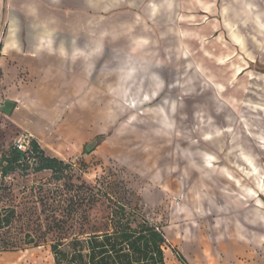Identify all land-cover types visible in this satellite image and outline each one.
<instances>
[{
	"label": "rangeland",
	"instance_id": "rangeland-1",
	"mask_svg": "<svg viewBox=\"0 0 264 264\" xmlns=\"http://www.w3.org/2000/svg\"><path fill=\"white\" fill-rule=\"evenodd\" d=\"M11 38L22 49L0 78V218L16 214L0 228V264H54L49 227L69 214L60 186L72 184L98 188L160 226L166 264H182L179 255L187 264H264V198L261 207L242 204L235 182L242 178L236 145L264 172V0H6L0 43ZM37 40L53 45L45 69L65 86L52 126L27 116L22 102L45 70L33 62L41 55H31ZM89 84L109 89L108 119L97 133L76 130L71 117ZM6 101L18 103L11 115L1 111ZM223 110L232 120L220 148L219 137L205 135L213 130L207 118L224 130ZM182 130L206 148L190 146ZM23 134L70 166L64 180L36 174L27 162L3 174L1 158ZM190 148L201 155L189 159ZM207 152L215 169L206 167ZM87 208L79 220L106 215L99 205Z\"/></svg>",
	"mask_w": 264,
	"mask_h": 264
},
{
	"label": "trees",
	"instance_id": "trees-1",
	"mask_svg": "<svg viewBox=\"0 0 264 264\" xmlns=\"http://www.w3.org/2000/svg\"><path fill=\"white\" fill-rule=\"evenodd\" d=\"M2 50L0 43V58ZM1 76L0 66V78ZM31 142L28 154L13 146L8 156L1 158V164L5 165L3 174L8 175L27 162L35 167L36 174L50 172L55 181L64 180L70 166L58 157L46 155L37 141ZM60 187V198L67 195L66 211L69 214L55 215L49 227V231L53 230L56 235L51 244L54 264H166L168 242L165 233L138 209L110 197H102V191L95 187L73 184L71 188L66 185ZM101 197L104 198L103 201ZM84 204L88 207L85 209L88 213L98 205L104 208L105 217L94 222L86 214L79 220L76 214ZM9 212L10 215L3 220L0 218V228L4 227L3 221L7 226L14 218L16 212ZM90 226V232H83V228ZM5 250V246L0 245V251ZM178 257L182 264H187L180 255Z\"/></svg>",
	"mask_w": 264,
	"mask_h": 264
},
{
	"label": "crops",
	"instance_id": "crops-1",
	"mask_svg": "<svg viewBox=\"0 0 264 264\" xmlns=\"http://www.w3.org/2000/svg\"><path fill=\"white\" fill-rule=\"evenodd\" d=\"M5 1L6 0H0V3L2 4ZM12 37L14 38V36ZM13 38H11L8 41H4L2 43L3 50L0 58V66L2 70L5 61H7L10 58H13L14 56H18V54L22 49V46H20V44L18 43L15 44L13 42L12 40ZM52 46L45 44V41L43 40H37L35 42V45L33 46L34 53H32L31 55H33V57H36L37 54L41 55L40 61L37 58L34 59L33 61L35 62L34 64L38 66V68L42 67L43 69H45V67H47L45 65L47 61L46 49H50ZM56 78H57L56 72L47 73L45 69L43 72H38L37 74H35V79L38 80L37 83L31 84V87L25 89L24 91V94H26V96L23 98L22 102L24 106H26V110L24 109L25 114L27 116L29 115L31 117H34L36 121L39 122L40 124L45 123L47 125H51L53 124L54 120L57 118L59 112L58 106L60 103L59 96L62 94V91L64 92L65 86L64 85L60 86L59 81L56 82ZM41 80H44V82H41ZM85 90H87L89 93H87V97L85 98L84 102L83 99H81L80 95L75 96L74 105L73 107H71L73 109L71 110L72 111L71 117L74 119V124H76V130H79L81 132L83 131L84 126H87L86 129H88L91 132L97 133L99 131V124H100L99 122L102 121V118H105V121H107L108 119V115H109L108 110L110 108L108 107V96H106V94L103 93H105L106 90L109 89L104 86L101 89H99L96 88V85L91 86L89 84L87 86V89ZM77 93L78 92L75 91L74 94ZM12 102L16 104L15 107L16 109L18 104L17 101H12ZM177 110L178 107L176 106L175 110L171 112L173 113V117L177 114ZM187 115L186 114L184 116L182 115L183 118L185 119L184 121L188 120ZM221 116L225 124L224 130L218 129V127L215 125V120L213 118H207L208 119L207 126L209 128H212L213 130L208 131L205 136H206V140L208 141H212L216 137H219L220 148H223L224 146L223 143H225L223 138L227 139L226 134L229 131V129H226V126L227 124H230L232 117L230 115H227L225 110L222 111ZM137 117L134 118L135 121L139 120V118ZM176 120L177 119L174 118V124H172V126H174V130L177 129V124H179V121ZM242 121L243 119H241V122ZM183 132L185 131L182 130L181 135L184 136V139L186 138L190 146L192 145L195 149L198 150L201 149L202 146L203 148H206L205 144L201 142L198 145H196V142H190V141H194L193 139H191L193 137ZM208 148L209 147L207 146V149ZM236 148L239 149V151L236 150L237 151L236 155L240 161V164H238L237 167L239 171H241L242 173V178L240 179L235 178V182L238 183L237 185L238 194L242 195V197L240 196V199L242 200L241 202L243 204L245 202L248 203L249 201H256V206L261 207L263 205V198H264V172L262 171L261 166H259L258 159L254 155H251L249 151L246 152L245 148H239V145H236ZM190 150H192L191 153L193 154L191 156H188L189 159H192L191 157L193 156L197 158L199 155H201L200 152L199 153L194 152L192 148H190ZM228 153H230L229 150L225 154L226 157L229 156ZM204 155H206L208 158ZM204 155H203L204 156L203 160L205 161L206 167L208 169H215L212 168L214 167L213 161H215L216 158L213 155V153L212 154L205 153ZM221 170L222 171L220 173H222L226 181L231 185L234 184V183H230V180H232V178L234 179V176L231 173L229 167L224 166L221 168ZM212 173L214 174V170ZM248 179L250 180V183H252L251 186L245 185V182Z\"/></svg>",
	"mask_w": 264,
	"mask_h": 264
},
{
	"label": "built area",
	"instance_id": "built-area-1",
	"mask_svg": "<svg viewBox=\"0 0 264 264\" xmlns=\"http://www.w3.org/2000/svg\"><path fill=\"white\" fill-rule=\"evenodd\" d=\"M31 140L32 135L30 134H23L20 137H18L14 142V146L20 151L29 153L31 151Z\"/></svg>",
	"mask_w": 264,
	"mask_h": 264
},
{
	"label": "water",
	"instance_id": "water-1",
	"mask_svg": "<svg viewBox=\"0 0 264 264\" xmlns=\"http://www.w3.org/2000/svg\"><path fill=\"white\" fill-rule=\"evenodd\" d=\"M16 107V104L12 101H6L4 102L1 111H3L7 115H11Z\"/></svg>",
	"mask_w": 264,
	"mask_h": 264
},
{
	"label": "bare ground",
	"instance_id": "bare-ground-1",
	"mask_svg": "<svg viewBox=\"0 0 264 264\" xmlns=\"http://www.w3.org/2000/svg\"><path fill=\"white\" fill-rule=\"evenodd\" d=\"M238 72H239V74H240V72H242L241 69H238Z\"/></svg>",
	"mask_w": 264,
	"mask_h": 264
}]
</instances>
